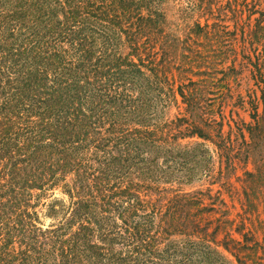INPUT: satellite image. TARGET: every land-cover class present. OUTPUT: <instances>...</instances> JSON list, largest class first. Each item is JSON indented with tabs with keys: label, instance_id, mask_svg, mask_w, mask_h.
Here are the masks:
<instances>
[{
	"label": "trees",
	"instance_id": "16d2710c",
	"mask_svg": "<svg viewBox=\"0 0 264 264\" xmlns=\"http://www.w3.org/2000/svg\"><path fill=\"white\" fill-rule=\"evenodd\" d=\"M179 1L192 26L165 0H0V264H218L220 234L247 264L232 232L264 180V0ZM244 76L252 122L233 134ZM204 142L253 166L234 220L219 192L183 190L217 182ZM56 189L69 216L44 230L37 201Z\"/></svg>",
	"mask_w": 264,
	"mask_h": 264
},
{
	"label": "rangeland",
	"instance_id": "374dc122",
	"mask_svg": "<svg viewBox=\"0 0 264 264\" xmlns=\"http://www.w3.org/2000/svg\"><path fill=\"white\" fill-rule=\"evenodd\" d=\"M163 9L166 12L167 22L179 26L181 29L185 26H192V24L198 20V18H192L188 20L183 19V13L181 9L186 6L182 1L179 0H165L162 4ZM186 21V22H185ZM203 23L204 21L201 20ZM240 87H237L236 84H233L231 92L232 99L226 100L225 108L223 109L224 116L226 121L233 118L231 122V127L234 131L236 130L235 122L243 121L246 124L252 122L251 120V111L246 106L239 105V96L246 98L247 93L250 89L253 88L252 82L248 81L246 76H244L243 81L239 84ZM178 114L177 110H172L170 117L175 118ZM228 125L224 127V133L229 134ZM202 143V140H198ZM205 143V142H204ZM207 150L212 156V163L210 167L213 169V178L217 179L216 184L210 186L206 182L194 183L191 186L183 188L184 192L187 194H193L198 192H206V190H211L214 196L217 192L221 194L220 200L225 203V206L230 209L233 214L231 220L236 219L237 215L243 214L241 212V206L245 203V198L243 196L244 185L243 181L245 179V172L252 171L253 166L251 163H248L247 167L244 164L237 165L236 169H228L224 164L219 162L217 148L211 143H205ZM204 178L203 176L201 177ZM260 195H259V204L260 207L257 212L253 211L251 217L248 216L250 221L246 223V230L242 234H246L249 230H255L257 232L255 242H258L257 246H254V242L246 241L244 236L232 232V238L241 244V247L244 248L241 253V258L247 260V264H264V180L260 183ZM69 198L62 192L61 189H56L54 191L47 192L37 201L36 211L39 216L40 224L39 226L46 230L56 226L59 223H62L69 216ZM227 210V209H226ZM247 216V215H246ZM239 221V220H238ZM254 225H252V223ZM235 223L233 230H236ZM219 246L212 245V248L216 250L220 256L224 258V261L217 258L213 255L211 258L218 264H240L236 257L237 253L235 251L234 245L230 242L228 243V249L225 248L224 244V235L220 234L216 240Z\"/></svg>",
	"mask_w": 264,
	"mask_h": 264
}]
</instances>
